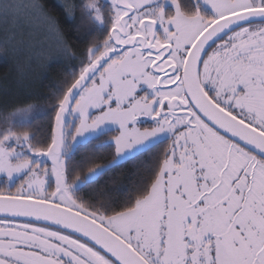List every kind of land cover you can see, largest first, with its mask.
<instances>
[{
	"label": "snow or ice",
	"instance_id": "6c2138e0",
	"mask_svg": "<svg viewBox=\"0 0 264 264\" xmlns=\"http://www.w3.org/2000/svg\"><path fill=\"white\" fill-rule=\"evenodd\" d=\"M53 7L0 0L58 72L0 102V264H264V0Z\"/></svg>",
	"mask_w": 264,
	"mask_h": 264
},
{
	"label": "trees",
	"instance_id": "16d2710c",
	"mask_svg": "<svg viewBox=\"0 0 264 264\" xmlns=\"http://www.w3.org/2000/svg\"><path fill=\"white\" fill-rule=\"evenodd\" d=\"M72 2L73 0H47L49 6L52 7V15L59 17L61 20H63L61 9L53 6L57 3ZM75 2L79 3V0H75ZM25 37H27L26 33L23 36L20 35L22 40L26 39ZM22 52L21 50L14 51L11 47L0 46V102L20 100L30 95H47L49 86L55 83L58 78L56 70L46 71L50 54H46L41 62L37 61L33 65L34 62L26 59L27 56ZM141 159L146 161L148 157ZM139 163L140 161H136L126 165L123 170L125 177L133 171L135 164Z\"/></svg>",
	"mask_w": 264,
	"mask_h": 264
},
{
	"label": "rangeland",
	"instance_id": "374dc122",
	"mask_svg": "<svg viewBox=\"0 0 264 264\" xmlns=\"http://www.w3.org/2000/svg\"><path fill=\"white\" fill-rule=\"evenodd\" d=\"M26 33V39L20 38ZM17 41L23 42L17 44V47L21 50L23 54L27 56L26 59L31 60L33 65L36 62H41L46 54H52L54 48L52 46L53 42L51 38L47 37L44 32L40 29L35 31L25 30L17 33Z\"/></svg>",
	"mask_w": 264,
	"mask_h": 264
}]
</instances>
